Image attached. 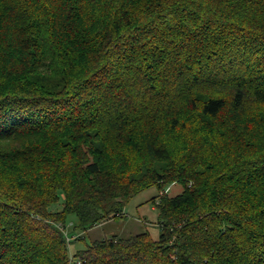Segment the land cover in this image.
<instances>
[{
  "label": "trees",
  "instance_id": "1",
  "mask_svg": "<svg viewBox=\"0 0 264 264\" xmlns=\"http://www.w3.org/2000/svg\"><path fill=\"white\" fill-rule=\"evenodd\" d=\"M0 264H264V0H0Z\"/></svg>",
  "mask_w": 264,
  "mask_h": 264
},
{
  "label": "rangeland",
  "instance_id": "2",
  "mask_svg": "<svg viewBox=\"0 0 264 264\" xmlns=\"http://www.w3.org/2000/svg\"><path fill=\"white\" fill-rule=\"evenodd\" d=\"M183 189L181 183H173L168 187V194L173 196L180 193ZM63 196V195H62ZM159 200V188L157 185L148 186L137 192L127 203L122 217H116L103 221L100 225L87 231L85 241L71 242L70 250L73 252L76 249H82L86 246V242L94 239H102L112 236L127 237L134 233L148 231L154 239L159 238L160 225L158 223V210L156 202ZM61 208V203L55 204L51 210ZM67 228L62 229L60 222L56 225L59 227L67 241L72 240L75 236L82 234L76 232L70 235L72 227L76 222L75 216H71L67 221ZM74 222V223H73Z\"/></svg>",
  "mask_w": 264,
  "mask_h": 264
}]
</instances>
